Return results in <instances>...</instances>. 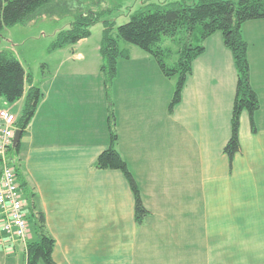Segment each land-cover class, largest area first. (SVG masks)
<instances>
[{
	"label": "crops",
	"instance_id": "1",
	"mask_svg": "<svg viewBox=\"0 0 264 264\" xmlns=\"http://www.w3.org/2000/svg\"><path fill=\"white\" fill-rule=\"evenodd\" d=\"M242 35L260 109L254 126L242 113L232 161L224 150L238 73L221 32L204 42L172 111L176 77L142 50L118 60L116 147L149 211L141 225L124 174L95 167L111 143L102 37L51 53L49 72L32 78L44 97L17 153L34 195L24 196L30 242L38 241L33 212L55 241V264H264V19L243 24ZM0 264H28L27 247L0 244Z\"/></svg>",
	"mask_w": 264,
	"mask_h": 264
},
{
	"label": "trees",
	"instance_id": "2",
	"mask_svg": "<svg viewBox=\"0 0 264 264\" xmlns=\"http://www.w3.org/2000/svg\"><path fill=\"white\" fill-rule=\"evenodd\" d=\"M118 1L123 4L133 0ZM103 2L104 0H0V33L5 28L28 24L40 11L51 5L68 9L72 23L68 29L58 32L49 49V52L53 53L90 38L92 28L98 23L103 24L101 71L105 77L107 97L111 104V143L96 160L95 167L99 170H119L124 174L135 197V219L141 225L148 217L149 211L128 164L117 150L118 136L110 100V89L117 75L118 60L128 58V53L120 49V42L132 44L153 56L167 77L178 76L175 96L170 105L172 111L181 101L185 82L193 73L194 60L205 50L204 42L213 34L222 33L225 45L233 53L238 73L232 137L224 150L232 161L241 149L239 131L242 113L247 111L250 114L254 126V116L260 109L258 96L250 83L248 45L242 35V26L249 21L264 19V0H197L193 4L173 2L162 6L149 4L132 13L128 22L117 27L115 35L113 21L104 19L108 9L103 8ZM166 37L188 43L180 51L179 61L174 67L168 66L164 59L167 51L161 47V43ZM43 97L44 93L40 88L33 86L32 75L26 72L20 60L8 50L0 51V107L10 108L24 98V106L17 119V128L23 133L35 116ZM20 144L19 142L11 153L17 154ZM14 165L20 188L26 199L31 202L34 195H29L20 167ZM31 217L34 219L38 241L29 242L27 246L28 264H38L40 261L55 264L52 258L55 241L45 231L44 216H36L32 212Z\"/></svg>",
	"mask_w": 264,
	"mask_h": 264
},
{
	"label": "rangeland",
	"instance_id": "3",
	"mask_svg": "<svg viewBox=\"0 0 264 264\" xmlns=\"http://www.w3.org/2000/svg\"><path fill=\"white\" fill-rule=\"evenodd\" d=\"M230 1L238 2L239 0ZM173 2L193 4L197 0H133L125 1L123 4L118 0H104L103 8L108 9L104 19L113 21L115 24L113 34L115 35L117 27L128 22L130 15L139 8L149 4L162 6ZM50 7L54 6L51 5ZM48 8L40 11L28 24L5 28L0 33V51L8 50L13 53L25 65L27 72L32 75V78L34 77L36 80L42 79V76L49 72V68H47L51 57L49 49L58 32L68 29L72 23L68 9ZM97 10L99 11V9ZM103 30L104 26L102 23H98L92 28L93 42H100ZM187 44L184 40H173L167 37L163 39L161 47L167 51L164 59L168 66L174 67L176 65L180 58V51ZM119 45L121 50H126L127 53L130 49L141 51L140 48L124 41H121ZM174 77H176L178 82V76ZM15 106H17V110L14 109ZM22 108L23 104L16 103L14 106H10L9 109L18 117ZM11 157L14 164L19 166L17 154L12 152ZM34 237L30 240H33Z\"/></svg>",
	"mask_w": 264,
	"mask_h": 264
},
{
	"label": "built area",
	"instance_id": "4",
	"mask_svg": "<svg viewBox=\"0 0 264 264\" xmlns=\"http://www.w3.org/2000/svg\"><path fill=\"white\" fill-rule=\"evenodd\" d=\"M17 130V116L11 109H0V244L21 243L31 239L26 201L11 157Z\"/></svg>",
	"mask_w": 264,
	"mask_h": 264
},
{
	"label": "water",
	"instance_id": "5",
	"mask_svg": "<svg viewBox=\"0 0 264 264\" xmlns=\"http://www.w3.org/2000/svg\"><path fill=\"white\" fill-rule=\"evenodd\" d=\"M23 131L22 130H16L15 138H14V146L16 147L17 144L20 142L22 137Z\"/></svg>",
	"mask_w": 264,
	"mask_h": 264
}]
</instances>
